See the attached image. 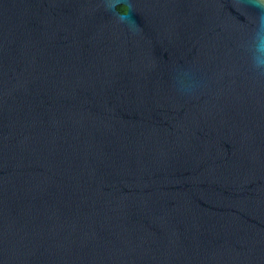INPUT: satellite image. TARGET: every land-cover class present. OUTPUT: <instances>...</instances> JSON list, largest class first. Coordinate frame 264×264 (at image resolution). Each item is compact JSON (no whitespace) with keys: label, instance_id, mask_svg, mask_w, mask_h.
I'll return each mask as SVG.
<instances>
[{"label":"water","instance_id":"obj_1","mask_svg":"<svg viewBox=\"0 0 264 264\" xmlns=\"http://www.w3.org/2000/svg\"><path fill=\"white\" fill-rule=\"evenodd\" d=\"M258 4L0 0V264H264Z\"/></svg>","mask_w":264,"mask_h":264},{"label":"clouds","instance_id":"obj_2","mask_svg":"<svg viewBox=\"0 0 264 264\" xmlns=\"http://www.w3.org/2000/svg\"><path fill=\"white\" fill-rule=\"evenodd\" d=\"M115 2L116 0H113V6ZM260 5H264V0H259L257 7ZM250 59L253 70L264 74V9H261L258 15L257 28L250 45ZM179 90L183 93H190L194 89L179 85Z\"/></svg>","mask_w":264,"mask_h":264},{"label":"trees","instance_id":"obj_3","mask_svg":"<svg viewBox=\"0 0 264 264\" xmlns=\"http://www.w3.org/2000/svg\"><path fill=\"white\" fill-rule=\"evenodd\" d=\"M117 9H118V11H120L121 13H124V12L126 11V8L123 7V6H120V7H118Z\"/></svg>","mask_w":264,"mask_h":264}]
</instances>
